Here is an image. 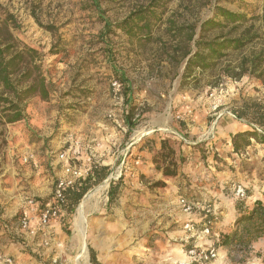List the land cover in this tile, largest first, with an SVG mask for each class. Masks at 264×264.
<instances>
[{
	"label": "rangeland",
	"instance_id": "1",
	"mask_svg": "<svg viewBox=\"0 0 264 264\" xmlns=\"http://www.w3.org/2000/svg\"><path fill=\"white\" fill-rule=\"evenodd\" d=\"M162 1L165 11L157 13L164 21L153 33L158 42L146 46L128 41L114 25L149 0H0V38H5L6 25L20 47L33 28L41 33L42 44L34 49L42 71L48 51L57 46L63 50L55 59L65 66L56 72L69 71L71 77L83 70L100 89L109 90L110 110L103 118L120 127L111 126L110 147L94 157L95 165L107 167L108 174L88 192L107 180L109 185L105 202L87 217L88 264L90 251L99 264H264V251L252 245L246 251L217 245L221 235L234 230L236 204L249 209L254 193L264 197V143L251 139L248 147L234 153L231 137L236 128L232 133L227 128L237 122L233 113L245 104L264 103V85L251 75L237 76L239 61L260 50L263 42L228 51L212 70L194 69L183 77V54L195 47L188 31L167 33L166 21L193 26L196 40L199 24L211 18L220 0ZM105 25L111 32H104ZM46 26L52 30L41 28ZM250 26L261 34L260 20H251L240 32ZM217 33L210 31L205 40ZM116 80L122 85V100L111 91ZM5 126H0V150L7 144ZM137 131L143 132L138 138ZM167 165H175V177L162 175ZM238 186L245 190L242 200L235 196ZM180 198L193 205L191 214L182 211ZM76 208L57 221L55 238L62 243L63 264H74L78 248L72 225ZM210 247L217 254L209 261L188 254L192 248L205 252ZM49 257L44 261L40 256L41 264H49Z\"/></svg>",
	"mask_w": 264,
	"mask_h": 264
},
{
	"label": "crops",
	"instance_id": "2",
	"mask_svg": "<svg viewBox=\"0 0 264 264\" xmlns=\"http://www.w3.org/2000/svg\"><path fill=\"white\" fill-rule=\"evenodd\" d=\"M239 1L256 8L254 16L261 15L264 0ZM235 2L220 0L216 7L234 13L247 12L238 9ZM212 12L211 17L215 15V7ZM31 30L27 39H23L24 43L38 48L36 46L42 44L38 39L41 33L33 28ZM33 32L34 35L30 38ZM56 57L49 56L48 61L42 64L43 71L56 68L54 74L43 72L46 83L51 87L48 99H32L25 108L26 118L5 126L7 144L0 150V256L10 257L13 264H41L40 256L47 261L50 249L44 247L42 234L39 232L30 236L19 229L17 219L20 210L27 206L28 199L46 201L52 194L54 184L64 177L66 162L59 155L68 145L76 142L79 153L73 164L84 168L92 166L95 164L96 153L103 155L105 149L110 147L107 143L111 139L112 129L120 127L103 118L110 110L109 90L100 89L83 70L74 72L71 77H68L69 71L65 69L64 74L56 72L59 67L65 66ZM100 93L101 100L98 98ZM234 119L238 123L228 124L230 133L235 128L233 134L243 132L247 125L240 119ZM146 154L150 156L149 153ZM253 195L255 196L251 199L249 209L257 200L264 205L261 193ZM34 226L35 223L31 222L30 228ZM58 226L57 222L51 226L54 237ZM251 248L264 251V237L254 242ZM0 264L4 262L0 261Z\"/></svg>",
	"mask_w": 264,
	"mask_h": 264
},
{
	"label": "trees",
	"instance_id": "3",
	"mask_svg": "<svg viewBox=\"0 0 264 264\" xmlns=\"http://www.w3.org/2000/svg\"><path fill=\"white\" fill-rule=\"evenodd\" d=\"M226 1L231 3L236 1L237 8L247 10V12L234 13L221 7H215V15L200 24L199 35L196 40H194L193 26L176 27L173 21H166V23L168 22L167 33L178 35L183 31H188L187 39L193 42V47H195L194 52L189 49L183 54V59H186L183 77L190 76L194 69L212 70L221 59L227 56L228 51L239 52L255 40H261L263 43L260 50L239 61L237 76L248 74L264 85V4L261 8V15L254 16L257 11L256 8L239 0ZM165 8L162 0H149L148 4L132 11L124 20L115 24L114 28L133 43L146 46L158 42L153 33L154 30L161 27L160 24L163 23L164 19L161 13V15L157 13V10L164 12ZM249 14H251L250 17L247 16ZM251 20L261 21V34L253 26L244 28L240 32L242 26ZM105 26L104 32H111V27ZM4 27L5 38H0V126L23 121L26 118L27 102L36 97L46 100L51 90L41 70L40 61H38V50L25 44L18 47L14 43L12 35L6 30V25ZM41 28L48 31L52 30L49 26ZM225 29L228 31L223 34L222 31ZM210 31H218L219 33L214 35L212 39L205 40V35ZM62 50L54 46L48 51V54L54 56ZM179 50L178 47H175L173 51L177 53ZM233 116L236 119L246 120L248 126L243 132L231 137L234 153L248 147L251 139L264 143V103H247L233 113ZM161 147L163 148V143H161ZM107 174V167L94 164L90 174L84 180L67 189L64 192L66 214L72 215L83 196L94 186L100 184L107 177ZM162 175L175 177L177 175L175 165L165 166L162 169ZM113 187L114 185L111 183L108 192L110 202L113 199ZM235 211L237 216L234 221V230L229 234L221 235L217 245L226 249L237 248L246 251L259 238L264 237V205L257 200L250 209H246L243 203L239 202L235 206ZM90 262L99 264L93 251H90Z\"/></svg>",
	"mask_w": 264,
	"mask_h": 264
},
{
	"label": "built area",
	"instance_id": "4",
	"mask_svg": "<svg viewBox=\"0 0 264 264\" xmlns=\"http://www.w3.org/2000/svg\"><path fill=\"white\" fill-rule=\"evenodd\" d=\"M111 91L122 100L121 90L122 85L119 81L111 82ZM79 153L78 145L76 142L68 145L67 149L59 155L60 159L66 162L63 170L64 177L54 184L51 196L46 201H40L30 198L26 201L27 206L20 210L18 216L19 229L26 231L30 236H35L41 233L43 238V245L50 249L49 264H63L61 256L63 254L62 243L55 239L51 226L53 223L59 221L65 213L64 205L65 197L64 192L70 187L74 186L77 182L84 180L91 171L92 166L81 167L73 164L75 156ZM235 196L242 200L245 198V190L238 186L235 190ZM179 206L185 214H191L193 205L186 201L184 198L179 199ZM35 223L34 227L30 228V223ZM185 228L192 229V226L187 223ZM204 232H207L205 230ZM189 255L195 256L198 260L209 261L216 257V248L210 247L208 250L197 251L192 248L188 251ZM0 261L4 264H13L10 257L0 256Z\"/></svg>",
	"mask_w": 264,
	"mask_h": 264
},
{
	"label": "bare ground",
	"instance_id": "5",
	"mask_svg": "<svg viewBox=\"0 0 264 264\" xmlns=\"http://www.w3.org/2000/svg\"><path fill=\"white\" fill-rule=\"evenodd\" d=\"M142 131H137L135 137L142 135ZM108 180L102 186L96 187L88 192L78 204L75 215L72 220L73 239L78 248L75 251L74 264H88L87 250L84 243V234L86 231L87 217L97 211L105 202L104 196L108 187Z\"/></svg>",
	"mask_w": 264,
	"mask_h": 264
}]
</instances>
